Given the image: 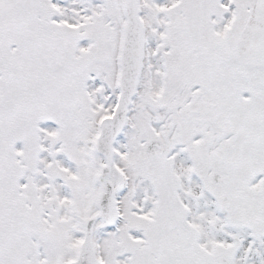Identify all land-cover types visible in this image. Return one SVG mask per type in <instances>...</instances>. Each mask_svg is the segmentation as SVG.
I'll use <instances>...</instances> for the list:
<instances>
[{
  "label": "snow or ice",
  "instance_id": "1",
  "mask_svg": "<svg viewBox=\"0 0 264 264\" xmlns=\"http://www.w3.org/2000/svg\"><path fill=\"white\" fill-rule=\"evenodd\" d=\"M0 264H264V0H0Z\"/></svg>",
  "mask_w": 264,
  "mask_h": 264
}]
</instances>
